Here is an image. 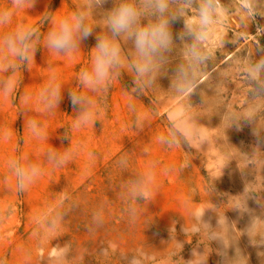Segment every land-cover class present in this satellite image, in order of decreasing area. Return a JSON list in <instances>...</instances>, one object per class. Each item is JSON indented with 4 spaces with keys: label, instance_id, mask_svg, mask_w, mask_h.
<instances>
[{
    "label": "rangeland",
    "instance_id": "1",
    "mask_svg": "<svg viewBox=\"0 0 264 264\" xmlns=\"http://www.w3.org/2000/svg\"><path fill=\"white\" fill-rule=\"evenodd\" d=\"M114 2L94 9L97 27L71 58L51 53L43 37L51 16L78 0H36L15 10L6 29L36 26L41 41L15 91L0 95V264H264V88L247 75L264 57V0H219L201 45L207 59L187 90L175 87L176 69L187 65L185 37L174 39L153 84L139 86L122 69L95 93L79 72L90 67ZM182 31V21L173 24L174 37ZM121 47L131 60L132 42ZM53 74L62 100L49 109L40 92ZM70 92L92 99L93 120L74 126L80 106ZM13 162L40 168L26 190ZM148 173V198L133 195V182Z\"/></svg>",
    "mask_w": 264,
    "mask_h": 264
},
{
    "label": "clouds",
    "instance_id": "2",
    "mask_svg": "<svg viewBox=\"0 0 264 264\" xmlns=\"http://www.w3.org/2000/svg\"><path fill=\"white\" fill-rule=\"evenodd\" d=\"M107 0H78L74 10L66 14L51 16V27L43 37V44L51 53L63 54L69 58L81 51V44L93 35L97 22L93 18L95 8ZM10 7L0 4V95L10 96L21 78V69L35 63L37 47L41 41L40 30L33 25L12 24L15 10L33 8L36 0H10ZM195 5V6H194ZM219 0H115L113 7L106 10L100 26L106 31L96 35L95 46L90 49V67L79 72V82L87 90L95 93L107 92L111 82L118 78L122 69L132 71L134 83L148 86L155 82L162 67L167 63V53L171 52L174 39L190 41L185 47L187 65L177 69L175 87L183 92L191 86V76L197 64L207 59L201 45L213 31L220 14ZM45 17H48L46 12ZM182 21L183 31L174 37L173 24ZM262 29L257 28V31ZM121 40L131 41L132 59L129 60L121 47ZM7 73L5 76L4 74ZM264 74V57L250 63L247 75L264 88L261 76ZM62 85L53 74L40 92V98L49 109L59 107L62 100ZM73 107L80 106L74 126L93 120L96 105L91 98L76 92L69 93ZM103 115V113H101ZM251 115L245 117V124ZM28 127L35 132L36 121H28ZM252 136H258L255 128ZM237 131L243 128L237 126ZM50 159L56 157L50 154ZM67 152L60 156L58 163L67 162ZM18 188L26 190L40 174L36 164L20 165L13 162ZM151 173L144 179L133 182V195L148 198V182ZM195 255V252L193 253ZM192 264V262H189Z\"/></svg>",
    "mask_w": 264,
    "mask_h": 264
}]
</instances>
